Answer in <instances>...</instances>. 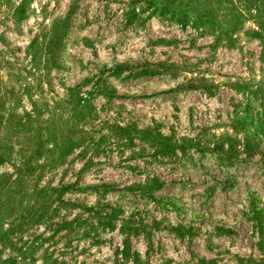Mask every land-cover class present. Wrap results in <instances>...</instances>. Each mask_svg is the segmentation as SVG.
<instances>
[{"label": "rangeland", "instance_id": "374dc122", "mask_svg": "<svg viewBox=\"0 0 264 264\" xmlns=\"http://www.w3.org/2000/svg\"><path fill=\"white\" fill-rule=\"evenodd\" d=\"M166 1L0 6V262L264 264L257 25Z\"/></svg>", "mask_w": 264, "mask_h": 264}, {"label": "trees", "instance_id": "16d2710c", "mask_svg": "<svg viewBox=\"0 0 264 264\" xmlns=\"http://www.w3.org/2000/svg\"><path fill=\"white\" fill-rule=\"evenodd\" d=\"M176 0H167L166 3L162 6V10H168L169 3H173ZM237 3H244L243 7L244 14L239 13L233 27L231 29L228 27L227 29H223L222 24L219 22V14L217 12L221 11L223 7L227 6L228 9H237L233 3L235 0H215L213 5V0H203L198 4H194V0H177V6L179 10L182 12V19L180 22L184 24V17H186L188 12H192L194 14V21L200 24H209L212 28H214L218 35H226L229 37L231 32H234L238 29L241 21L240 18H248L252 17L254 19L255 24L257 25L256 30L252 31V35L254 38L259 39L262 46V54H264V0H236ZM209 2V3H207ZM26 3L27 0H22L20 4L16 7L10 6V0H0V6H4L9 9L10 18L14 20L16 23L21 22L26 17ZM212 5H211V4ZM264 73V72H263ZM264 75V74H263ZM258 91L264 90V77L260 84L257 87ZM35 155L23 156L22 164L20 168L16 169V182H19L23 176L27 173L32 172L36 167L31 165V161L33 160ZM63 155L60 156L62 159ZM4 162V158L0 155V164ZM45 188H41L38 193H45ZM43 197V196H42ZM41 219V218H40ZM124 257H127L128 249L124 248L123 253ZM0 264H13L10 261H3Z\"/></svg>", "mask_w": 264, "mask_h": 264}]
</instances>
